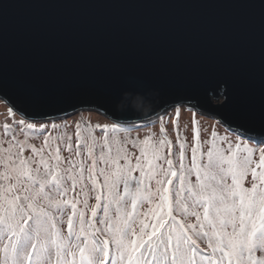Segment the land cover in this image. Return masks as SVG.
I'll return each mask as SVG.
<instances>
[{
	"label": "snow or ice",
	"instance_id": "obj_1",
	"mask_svg": "<svg viewBox=\"0 0 264 264\" xmlns=\"http://www.w3.org/2000/svg\"><path fill=\"white\" fill-rule=\"evenodd\" d=\"M175 111L174 142L163 117L141 139L132 121L70 132L9 108L0 264H264V134L229 122L202 139L193 119L189 142Z\"/></svg>",
	"mask_w": 264,
	"mask_h": 264
},
{
	"label": "water",
	"instance_id": "obj_2",
	"mask_svg": "<svg viewBox=\"0 0 264 264\" xmlns=\"http://www.w3.org/2000/svg\"><path fill=\"white\" fill-rule=\"evenodd\" d=\"M0 98L33 121L184 104L264 134V0H0Z\"/></svg>",
	"mask_w": 264,
	"mask_h": 264
},
{
	"label": "rangeland",
	"instance_id": "obj_3",
	"mask_svg": "<svg viewBox=\"0 0 264 264\" xmlns=\"http://www.w3.org/2000/svg\"><path fill=\"white\" fill-rule=\"evenodd\" d=\"M7 107H9V106L6 105V103L0 98V116L4 118L2 120H5V122L11 118V117H9V112H8ZM176 108H179V126L181 127V130H185L187 132L188 140H190V141H191L192 132L189 130V128L191 127V123H192L193 119H195L196 121L199 122V126L201 128L202 139L208 138L207 133L204 131L205 129L209 130V132H210L213 128H215V130L218 131L221 135L222 134L224 135L225 129L228 128L225 125H223L222 123H220L219 121H217L216 118L212 117L211 115H208L203 111L197 110V109L193 108L192 106L184 105V104H180V105H176L174 107H171V108L165 110V112L163 114L153 118L152 120L137 122L136 125L141 126L140 130H142L148 126H152L154 129H157L158 127H161L160 117H163V124L166 127V129H169V131H170V129H173L174 121L171 118L175 117V115H176L175 109ZM81 117H83V120L86 122L91 123L93 121H98L101 124L107 123L105 120L109 119V118L105 117L104 115L98 113L97 111H95L92 108L91 109L85 108V109H82V110L77 111L75 113H72L70 115L60 117V118L46 119V120H39V121H43V122L54 121L57 124H60L62 122H67L69 125L72 126L69 129L74 130V124H75L76 120L77 119L80 120ZM109 120L112 122L114 121L111 119H109ZM34 121H36V120H34ZM115 122H117V121H115ZM217 122H219V123H217ZM159 130H160V128H159ZM159 130H157V131H159ZM170 133L172 135H174L171 131H170Z\"/></svg>",
	"mask_w": 264,
	"mask_h": 264
},
{
	"label": "trees",
	"instance_id": "obj_4",
	"mask_svg": "<svg viewBox=\"0 0 264 264\" xmlns=\"http://www.w3.org/2000/svg\"><path fill=\"white\" fill-rule=\"evenodd\" d=\"M8 109H9V107H7ZM9 117H11L8 121H6L5 122V120H2V119H4L3 117H1L0 116V126H2L4 123H11L12 122V120H13V117L11 116V115H9ZM21 118V116L20 115H18V114H16L15 115V119H20ZM76 121H79L78 119L76 120ZM107 123H110V122H112V121H110L109 119H106L105 120ZM113 122H115V121H113ZM96 123H99L98 121H93V122H91V124H96ZM116 123H120V122H116ZM99 124H101V123H99ZM104 124V123H103ZM159 128L160 127H158L157 129H154L152 126H148V127H146V128H144V129H142V130H140L139 131V133H137V132H133L132 133V135L133 136H136L137 134L140 136V138H144L145 136H147V135H151V134H156L157 136H159ZM157 130H159V131H157ZM167 130V132H168V134H169V136L171 137V139L175 142V140H176V134H175V132L173 131V129H170V131L174 134V135H172L171 133H170V131H169V129H166ZM189 130L191 131L192 130V123H191V127L189 128ZM69 131L71 132V131H74V130H72V129H69ZM192 132V131H191ZM179 133H180V135L183 137V136H187L188 137V135H187V132L185 131V130H181V127L179 126ZM223 135V134H222ZM201 138H202V135H201ZM35 143H37V144H39V140H36V141H34ZM189 142H191L190 140H189Z\"/></svg>",
	"mask_w": 264,
	"mask_h": 264
}]
</instances>
